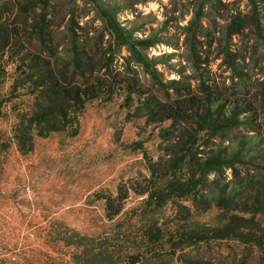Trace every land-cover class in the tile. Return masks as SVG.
Wrapping results in <instances>:
<instances>
[{
  "label": "rangeland",
  "instance_id": "rangeland-1",
  "mask_svg": "<svg viewBox=\"0 0 264 264\" xmlns=\"http://www.w3.org/2000/svg\"><path fill=\"white\" fill-rule=\"evenodd\" d=\"M7 1L0 0V5ZM49 4L37 12L45 16L41 36L29 29L35 14L21 15L10 11V5L5 13L11 29L18 25L25 31L0 61V264H79L73 260L79 249L57 240L72 231L98 240L115 261L132 252L130 246L137 241L136 214L143 198L128 191L122 212L112 221L105 218L101 198L115 197L119 187L142 183L148 175L143 151L153 162L165 159L178 133H185L184 123L180 128L169 121L145 126L142 116L147 110L173 101L172 109L179 107L181 112L213 97L214 113L221 108L217 100L224 99L225 107L243 101L252 111L246 113L249 121L239 115L244 123L228 124L225 138L246 143L251 154L262 146L261 138L253 143L251 138L264 126V0H49ZM100 8L132 39L153 43L143 53L154 65L147 70L126 45L115 42ZM25 62H37L44 72L53 70L68 87L78 74L74 62L84 71L86 64H98L104 67L100 72L104 80L110 76L120 83L80 112L69 108L56 131H45L31 121L48 104L24 82ZM131 89L136 93L128 98ZM222 128L215 127L213 138L201 133L198 150L228 144L220 141ZM255 159L254 166L264 170V162ZM226 176L222 180L210 175V181L222 185L234 180L230 171ZM181 205L191 207L189 202ZM165 214L185 216L175 205H168ZM215 214L211 209L196 219L211 225ZM91 256L84 254L82 259L86 262ZM171 264L264 261L255 250L225 240L177 253Z\"/></svg>",
  "mask_w": 264,
  "mask_h": 264
},
{
  "label": "trees",
  "instance_id": "trees-1",
  "mask_svg": "<svg viewBox=\"0 0 264 264\" xmlns=\"http://www.w3.org/2000/svg\"><path fill=\"white\" fill-rule=\"evenodd\" d=\"M49 6V0H8L3 6L0 5V61L19 43L22 32L25 31L18 25L11 29L7 25L5 13L16 10L21 15L35 14L31 18L29 29L32 34L41 36L44 32L45 16L37 12L45 11ZM99 11L115 42L121 46L126 45L137 63L147 70L156 63L150 62L143 53V50L153 46L150 40L132 39L108 11L103 8ZM253 19L258 22L256 11H253ZM32 63L33 65L31 62L26 63L28 68L25 66L24 82L33 89L36 98L48 105L42 106L34 113L31 121L35 126L42 125L45 131H56L68 117L69 108L80 112L87 102L108 95L110 89L120 83L110 79V76L109 80H104L100 76L104 67H99L98 64H86L87 69L84 71L83 65L74 62V69L78 70V74L72 83L73 86L68 87L58 80L53 70L44 72L41 70L42 65ZM135 93L136 91L131 89L127 91V97ZM217 101L221 108H216L214 113L210 107L214 105L215 100L209 97L192 105L196 109L184 108L180 112L177 107L178 110L175 111L172 106L176 103L166 101L143 114L145 126L169 121L171 125L180 128V123H184L182 130L185 133H178L177 142L168 148L165 159L153 162L143 151L148 175L142 183L131 184L128 189L119 187L115 197L108 195L101 198L104 202L105 218L109 221L122 212L128 191L143 198L136 214L139 225L137 241L132 242L130 246L132 252L114 261L105 245L100 244L98 240L75 231L63 233L57 240L79 249L78 254L73 256L76 263L171 264L177 253L225 240L232 241L247 251L255 250L257 257L264 261V170L254 166L255 157L264 162V126H261L258 135L251 138V143L254 138H261L262 146L253 152L254 154L247 152L246 143L226 140L225 134L230 131L228 124L231 122L247 123L249 117L246 116L252 112L251 109L245 108L243 101L236 100L226 107L224 99ZM236 109H240V113H235ZM186 111L192 112L191 117H178ZM242 113L244 122L239 120ZM219 124L223 126L221 134H218L220 141H228V144L200 152L197 139L201 133L209 134V137L213 138L217 135L215 127ZM2 147L4 156L8 146ZM139 148L143 149L141 145ZM227 171H230L234 180L222 185L217 180L210 181V175L222 177L224 180ZM181 202H189L191 207L187 210ZM168 205L177 206L184 211L185 216L177 214L172 218L171 215H166ZM211 209L216 211L213 224L202 223L196 219ZM168 219L172 220L171 224L165 226L164 222ZM84 254L92 256L84 262Z\"/></svg>",
  "mask_w": 264,
  "mask_h": 264
}]
</instances>
